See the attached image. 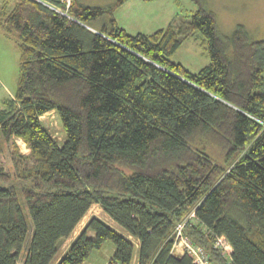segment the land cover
I'll return each instance as SVG.
<instances>
[{"label": "trees", "instance_id": "16d2710c", "mask_svg": "<svg viewBox=\"0 0 264 264\" xmlns=\"http://www.w3.org/2000/svg\"><path fill=\"white\" fill-rule=\"evenodd\" d=\"M2 1L0 28L15 33L20 56L0 106V264L23 250L21 264H49L94 203L137 241L93 216L56 264H82L106 241L110 264H129L135 245L139 264H193L170 254L174 225L192 209L184 233L211 264H264V39L242 26L221 35L198 0L151 33L117 24L125 0H71L69 16L40 0ZM195 31L209 63L193 73L170 55ZM51 110L61 142L40 119ZM13 137L33 161L14 177L2 159Z\"/></svg>", "mask_w": 264, "mask_h": 264}, {"label": "rangeland", "instance_id": "374dc122", "mask_svg": "<svg viewBox=\"0 0 264 264\" xmlns=\"http://www.w3.org/2000/svg\"><path fill=\"white\" fill-rule=\"evenodd\" d=\"M2 0H0V7L2 6ZM44 2L52 5H56L58 8L64 11L61 5H58L57 0H43ZM88 2L85 6H99L106 7L105 0H84ZM101 1V4L99 3ZM201 4L210 10L216 19L217 29L221 35L230 36L239 26H242L243 30L247 33L248 37L252 40L264 39V0H198ZM160 2V5H159ZM93 3V4H92ZM62 4V3H61ZM145 4V3H143ZM153 7L145 9H139L136 6H132L126 12H130L131 15H125L124 19H127V24L121 17L120 13L117 14V18L121 23L129 29H143L150 30L154 26L156 29L165 28L172 20L189 16V13L196 8L193 0H159L155 1ZM162 4H166L162 6ZM11 8V4H7L6 10ZM167 10V11H166ZM151 11L155 14H159L156 22L150 26H144L142 16L150 17ZM166 12V13H165ZM177 13V14H175ZM67 14V13H66ZM137 14V16H132ZM165 14V15H164ZM67 16H69L67 14ZM106 22L108 16H104ZM179 19V20H180ZM167 21V22H166ZM178 21V20H177ZM144 24H143V23ZM166 22V24H164ZM160 23V24H159ZM155 29V28H154ZM155 29V30H156ZM154 31L150 30L149 32ZM137 33V32H136ZM19 41L15 33L6 32L0 28V106L3 100L8 97H12L16 88V79L18 75L19 56L20 50L18 47ZM173 61L182 63L188 70L195 73L202 67L209 63V56L206 52L205 44L203 43V36L199 31H195L188 37L182 40L180 46L170 55ZM42 123L45 125L50 135L57 141L63 140V131L60 120L56 111L51 110L40 116ZM4 152L2 159L4 167L9 174L14 177L18 170L28 168L33 163L32 160L26 157L29 153V149L23 140L19 137H13L10 141L4 143ZM96 216L103 220L118 232L124 234L126 237L132 239L130 235H127L100 207L99 204H92L85 215L81 218L74 230L69 236L62 241L57 253L49 264H56L60 256L66 251L70 243L79 235L83 230L87 221ZM28 219V216H27ZM32 232V226L30 221L28 222V234ZM86 235L93 236L92 231H87ZM28 237V238H29ZM27 238V240H28ZM132 240H135L133 238ZM24 251L21 252L20 259L17 264H21ZM114 251V245L111 241H106L100 249H94L89 254L88 258L82 264H110L109 258ZM137 254V250H133V257ZM109 260V261H108Z\"/></svg>", "mask_w": 264, "mask_h": 264}, {"label": "built area", "instance_id": "2783aa9c", "mask_svg": "<svg viewBox=\"0 0 264 264\" xmlns=\"http://www.w3.org/2000/svg\"><path fill=\"white\" fill-rule=\"evenodd\" d=\"M61 5L64 7V11L56 6H51L53 9L66 14L67 9L71 5V0H59ZM195 210H191L185 217H183L180 221H178L173 228V242L170 247V254L182 256L184 254L188 255L193 264H211L207 258V255L202 250V247L199 245H194L188 236L184 233V228L187 224H190L191 219H195ZM215 246L222 247L225 251L230 252L231 246L226 240L224 235H217L215 236L214 241ZM135 249H137V245H135ZM182 253V254H181ZM117 264V263H116ZM129 264H139L137 254L132 257Z\"/></svg>", "mask_w": 264, "mask_h": 264}, {"label": "crops", "instance_id": "0c3cea01", "mask_svg": "<svg viewBox=\"0 0 264 264\" xmlns=\"http://www.w3.org/2000/svg\"><path fill=\"white\" fill-rule=\"evenodd\" d=\"M78 3L82 4V5H86L88 4V2H85L84 0H76ZM117 0H105L104 2V5L105 4H114ZM155 1H159V0H150V1H143V0H125L123 3H121L120 5L116 6L114 9H113V12H112V15L114 17V19L116 20L117 24L121 27H123L126 31H128L129 33H136V32H142V33H151L149 32L150 30H154L156 29V27L158 26H154L152 29L150 30H147V29H143V28H139V29H129L127 28L125 25L129 24L127 23V19H124L123 17H125V15H131L130 12H126L125 10H128L129 8H132V6H136L137 8L139 9H145L147 7H149V5L151 7H153L155 4H153ZM3 2V1H1ZM101 4V1L99 2ZM145 3V4H143ZM93 4V3H92ZM110 5H105L106 7L107 6H110ZM159 5H160V2H159ZM166 4H162V6H165ZM2 7V6H1ZM167 11V10H166ZM120 13L122 19L127 23H121V21L117 18V14ZM166 13V12H165ZM177 14V13H175ZM165 15V14H164ZM132 16H137V14H134ZM157 17H159V14L157 12V14H155L153 11H151V15L150 17L148 16H142L141 19L142 21H144L145 25L144 26H150V25H153L156 20H154L155 18L157 19ZM106 22V19L104 18H101L99 20H95L91 23V28H93L94 30H98L101 28V26ZM167 22V21H166ZM166 22L164 24H166ZM143 23V22H142ZM143 23V24H144ZM160 24V23H159ZM155 28V29H154ZM160 29V28H159ZM157 30V29H156ZM96 204V203H95Z\"/></svg>", "mask_w": 264, "mask_h": 264}, {"label": "clouds", "instance_id": "9594fccd", "mask_svg": "<svg viewBox=\"0 0 264 264\" xmlns=\"http://www.w3.org/2000/svg\"><path fill=\"white\" fill-rule=\"evenodd\" d=\"M40 1H42V2H44L43 0H40ZM46 5H48V6H56V5H52V4H48V3H46V2H44ZM57 7V6H56ZM52 8V7H51Z\"/></svg>", "mask_w": 264, "mask_h": 264}, {"label": "water", "instance_id": "95a60500", "mask_svg": "<svg viewBox=\"0 0 264 264\" xmlns=\"http://www.w3.org/2000/svg\"><path fill=\"white\" fill-rule=\"evenodd\" d=\"M65 15H67V14H65ZM88 27V26H87ZM90 29H93V28H91V27H89ZM94 30V29H93ZM96 32H98V31H96ZM182 254V253H181Z\"/></svg>", "mask_w": 264, "mask_h": 264}]
</instances>
